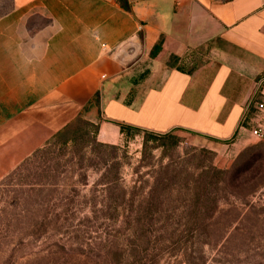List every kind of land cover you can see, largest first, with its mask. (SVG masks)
Listing matches in <instances>:
<instances>
[{"label": "crops", "instance_id": "obj_1", "mask_svg": "<svg viewBox=\"0 0 264 264\" xmlns=\"http://www.w3.org/2000/svg\"><path fill=\"white\" fill-rule=\"evenodd\" d=\"M124 1L13 0L21 18L0 22V80H16L0 81V94L20 91L22 78L35 89L0 125V181L78 119L99 121L104 144H119L122 127L189 135L220 151V166L247 146L244 118L264 78V0ZM26 14L47 26L33 31ZM23 37L36 51L15 69L7 40Z\"/></svg>", "mask_w": 264, "mask_h": 264}, {"label": "rangeland", "instance_id": "obj_2", "mask_svg": "<svg viewBox=\"0 0 264 264\" xmlns=\"http://www.w3.org/2000/svg\"><path fill=\"white\" fill-rule=\"evenodd\" d=\"M17 15L13 0H0V22ZM23 22L35 32L48 24L30 14ZM20 44L7 40L15 69L36 51L24 37ZM20 81V91L0 94V125L33 100L31 78ZM100 126L78 119L0 181V264H264L263 142L249 138L220 166L222 153L189 135L129 130L113 145L100 142ZM168 166L177 189L139 216ZM210 166L225 175L211 183L205 210L193 191ZM197 206L210 214L206 232L197 230Z\"/></svg>", "mask_w": 264, "mask_h": 264}, {"label": "trees", "instance_id": "obj_3", "mask_svg": "<svg viewBox=\"0 0 264 264\" xmlns=\"http://www.w3.org/2000/svg\"><path fill=\"white\" fill-rule=\"evenodd\" d=\"M122 4L125 5V1L121 0ZM159 49V46L156 47V51ZM252 115V110L250 111V115ZM246 124V123H245ZM129 130L128 128H121V132L125 133ZM171 134V133H169ZM168 134V135H169ZM171 166H168L164 172H160V176L156 179L157 183L152 188V191L149 194V202L147 203L146 207H140L139 216L144 214H150L149 211H155L159 208V205H164L167 196H171L174 190L177 189L176 182L178 180V174L176 171H171ZM221 175H225L223 171L217 170L215 167L210 166L199 174L197 178V184L194 189L193 199L197 204L204 207V209H208L209 206L211 207L213 203L211 192H210V185L212 182L215 181L216 178L220 177ZM112 185H116V183H112ZM135 189V188H134ZM168 198V197H167ZM201 208V207H200ZM198 206L195 207V217H196V224L197 230L202 233L208 230V217L209 219L210 214L206 215V211L199 210ZM145 209L149 211H145Z\"/></svg>", "mask_w": 264, "mask_h": 264}, {"label": "built area", "instance_id": "obj_4", "mask_svg": "<svg viewBox=\"0 0 264 264\" xmlns=\"http://www.w3.org/2000/svg\"><path fill=\"white\" fill-rule=\"evenodd\" d=\"M251 110L252 115L249 116ZM243 126L248 129L252 138L264 143V78L256 83Z\"/></svg>", "mask_w": 264, "mask_h": 264}]
</instances>
